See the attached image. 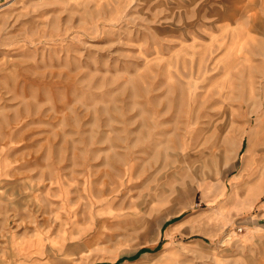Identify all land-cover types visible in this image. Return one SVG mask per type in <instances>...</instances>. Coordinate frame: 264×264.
Returning a JSON list of instances; mask_svg holds the SVG:
<instances>
[{
	"label": "rangeland",
	"instance_id": "374dc122",
	"mask_svg": "<svg viewBox=\"0 0 264 264\" xmlns=\"http://www.w3.org/2000/svg\"><path fill=\"white\" fill-rule=\"evenodd\" d=\"M262 149L264 0H0V264H258Z\"/></svg>",
	"mask_w": 264,
	"mask_h": 264
},
{
	"label": "crops",
	"instance_id": "0c3cea01",
	"mask_svg": "<svg viewBox=\"0 0 264 264\" xmlns=\"http://www.w3.org/2000/svg\"><path fill=\"white\" fill-rule=\"evenodd\" d=\"M255 164H254V169H257V173L259 174L258 176V192L257 195L258 197H264V149L258 150L257 154L255 155ZM246 171V170H244ZM250 171V170H249ZM261 212H263V219H264V201L262 202L261 206ZM258 236L259 238L264 239V223L261 226H258ZM258 256H257V261L258 264L264 263V245L259 244L256 247ZM254 259L253 257H249V260Z\"/></svg>",
	"mask_w": 264,
	"mask_h": 264
},
{
	"label": "bare ground",
	"instance_id": "6f19581e",
	"mask_svg": "<svg viewBox=\"0 0 264 264\" xmlns=\"http://www.w3.org/2000/svg\"><path fill=\"white\" fill-rule=\"evenodd\" d=\"M236 8V7H235ZM237 9V8H236ZM215 185V184H214ZM214 187V186H213ZM212 187V188H213ZM212 191V190H211ZM210 192V191H209ZM207 196H208V194H207ZM208 197H211V196H208ZM208 197H207V199H208ZM213 197V196H212ZM216 197V196H215ZM214 198V197H213ZM217 198V197H216ZM206 201V200H205ZM215 201V200H214ZM210 203V202H209ZM211 204V203H210ZM209 205V204H208ZM176 209V208H175ZM173 211V210H172ZM171 212V211H170ZM174 212V211H173ZM176 213V212H175ZM173 214V213H172Z\"/></svg>",
	"mask_w": 264,
	"mask_h": 264
}]
</instances>
